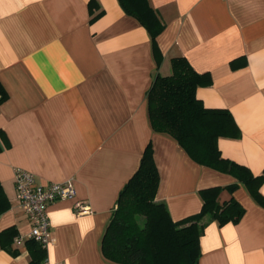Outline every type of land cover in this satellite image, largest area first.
I'll return each instance as SVG.
<instances>
[{
	"label": "crops",
	"instance_id": "1",
	"mask_svg": "<svg viewBox=\"0 0 264 264\" xmlns=\"http://www.w3.org/2000/svg\"><path fill=\"white\" fill-rule=\"evenodd\" d=\"M163 23L155 52L148 30L118 0H0V184L9 208L0 231L29 230L16 200L14 172L36 182L70 181L73 199L49 204L51 230L42 264H120L101 239L119 191L151 141L159 173L155 199L174 221L197 213L199 191L236 179L199 164L171 136L152 130L147 92L156 73L184 56L212 83L203 105L228 109L240 136L219 137L221 155L264 174V0H148ZM238 59L245 65L233 69ZM260 193L264 195V183ZM237 222H209L198 264H264V206L243 184ZM89 205L77 214L74 202ZM23 243L0 246V264H29Z\"/></svg>",
	"mask_w": 264,
	"mask_h": 264
},
{
	"label": "trees",
	"instance_id": "2",
	"mask_svg": "<svg viewBox=\"0 0 264 264\" xmlns=\"http://www.w3.org/2000/svg\"><path fill=\"white\" fill-rule=\"evenodd\" d=\"M124 11L135 17L149 32L155 52L156 36L163 23L148 0H118ZM171 73H156L147 92V108L153 131L175 139L199 164L232 175L236 180L225 186H211L199 191L200 210L174 221L164 202L155 199L159 173L149 141L142 152L137 170L119 191L109 223L101 239L105 258L120 264H198L201 254L199 239L205 226L216 221L219 225L237 222L244 214L243 206L230 197L220 201V193H232L243 184L252 198L264 206L259 191L264 174L254 175L242 164L221 155L219 137L237 138L240 130L226 108L203 105L196 96L199 86L212 83L209 72H197L184 56L171 58ZM245 65L238 59L233 69ZM7 92L0 82V104ZM9 202L0 184V214ZM143 222L140 223V218ZM18 235L14 227L0 231V246L9 248ZM24 244L30 250L29 264H42L45 248L32 239Z\"/></svg>",
	"mask_w": 264,
	"mask_h": 264
},
{
	"label": "built area",
	"instance_id": "3",
	"mask_svg": "<svg viewBox=\"0 0 264 264\" xmlns=\"http://www.w3.org/2000/svg\"><path fill=\"white\" fill-rule=\"evenodd\" d=\"M16 200L24 212L29 230L26 234H18L14 238L16 244L32 239L40 246L45 247L50 239L51 225L47 214L49 204L55 201L73 199L75 188L70 181L36 182L34 174L23 168H16L14 172ZM77 214L89 212V205L85 202H74Z\"/></svg>",
	"mask_w": 264,
	"mask_h": 264
},
{
	"label": "rangeland",
	"instance_id": "4",
	"mask_svg": "<svg viewBox=\"0 0 264 264\" xmlns=\"http://www.w3.org/2000/svg\"><path fill=\"white\" fill-rule=\"evenodd\" d=\"M143 220H144V219L141 217V218H140V223H142V222H143Z\"/></svg>",
	"mask_w": 264,
	"mask_h": 264
}]
</instances>
